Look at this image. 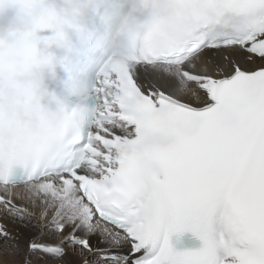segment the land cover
I'll use <instances>...</instances> for the list:
<instances>
[{
	"label": "snow or ice",
	"instance_id": "1",
	"mask_svg": "<svg viewBox=\"0 0 264 264\" xmlns=\"http://www.w3.org/2000/svg\"><path fill=\"white\" fill-rule=\"evenodd\" d=\"M87 7L30 0L34 28L0 45V248L15 264H264V0H132L66 103L42 80Z\"/></svg>",
	"mask_w": 264,
	"mask_h": 264
},
{
	"label": "clouds",
	"instance_id": "2",
	"mask_svg": "<svg viewBox=\"0 0 264 264\" xmlns=\"http://www.w3.org/2000/svg\"><path fill=\"white\" fill-rule=\"evenodd\" d=\"M32 22L33 14L22 0H0V40H15L31 29Z\"/></svg>",
	"mask_w": 264,
	"mask_h": 264
},
{
	"label": "bare ground",
	"instance_id": "3",
	"mask_svg": "<svg viewBox=\"0 0 264 264\" xmlns=\"http://www.w3.org/2000/svg\"><path fill=\"white\" fill-rule=\"evenodd\" d=\"M0 264H15L14 258L6 255L0 248Z\"/></svg>",
	"mask_w": 264,
	"mask_h": 264
}]
</instances>
